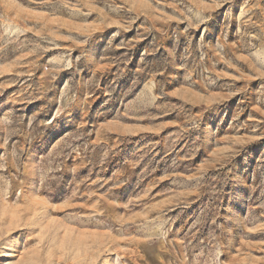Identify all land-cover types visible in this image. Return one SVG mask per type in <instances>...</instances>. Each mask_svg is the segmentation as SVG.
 Here are the masks:
<instances>
[{
    "label": "rangeland",
    "instance_id": "obj_1",
    "mask_svg": "<svg viewBox=\"0 0 264 264\" xmlns=\"http://www.w3.org/2000/svg\"><path fill=\"white\" fill-rule=\"evenodd\" d=\"M0 264H264V0H0Z\"/></svg>",
    "mask_w": 264,
    "mask_h": 264
}]
</instances>
